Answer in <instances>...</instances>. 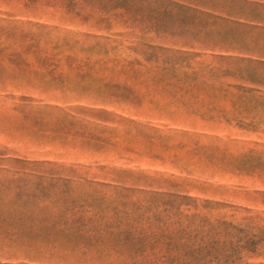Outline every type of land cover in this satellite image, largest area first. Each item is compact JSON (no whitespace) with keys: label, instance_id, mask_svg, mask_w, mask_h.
I'll return each instance as SVG.
<instances>
[{"label":"rangeland","instance_id":"374dc122","mask_svg":"<svg viewBox=\"0 0 264 264\" xmlns=\"http://www.w3.org/2000/svg\"><path fill=\"white\" fill-rule=\"evenodd\" d=\"M63 165L82 179L0 172V264L153 261L166 235L264 264V0H0V169Z\"/></svg>","mask_w":264,"mask_h":264},{"label":"trees","instance_id":"16d2710c","mask_svg":"<svg viewBox=\"0 0 264 264\" xmlns=\"http://www.w3.org/2000/svg\"><path fill=\"white\" fill-rule=\"evenodd\" d=\"M35 170V169H34ZM37 170V169H36ZM52 170H65L70 172L77 171L76 168L70 166L67 167L63 165L62 168H55ZM82 179V177H79ZM110 183H114L115 187L122 189L125 192H143L148 194L150 197V203L155 200L154 205L160 203L162 201L163 205L167 204V201H171V204L178 205L177 208L183 204V199L192 200L193 197H190L186 194L181 193V191L171 192L166 188H152V189H143L140 186H136V184H125L119 181L118 176H114L111 178ZM101 185H111L106 182H100ZM159 198H161L159 200ZM165 199V201H164ZM196 202V198L194 199ZM209 202V201H206ZM220 204V203H218ZM170 205V204H168ZM189 205V204H186ZM171 207L173 205H170ZM206 207L207 205H203ZM177 242L172 240L171 235L164 236V240L162 241L163 247L160 243V239H156V243L151 245V249H159V253L155 254L156 258L151 259L149 254H146V248H142L139 254H135L133 257L138 259L139 261H135V264H220V262L224 261V264L228 260L227 257L221 256L218 253L220 248L226 247L230 244V241L216 238V237H203V238H193L191 240H187L183 237L179 238ZM147 247V245H146ZM162 251V253H161ZM175 252V253H174Z\"/></svg>","mask_w":264,"mask_h":264},{"label":"crops","instance_id":"0c3cea01","mask_svg":"<svg viewBox=\"0 0 264 264\" xmlns=\"http://www.w3.org/2000/svg\"><path fill=\"white\" fill-rule=\"evenodd\" d=\"M0 172L3 173H11L14 174V176H22V177H33L35 180H26L22 179L15 182L14 187H29L33 186L35 184L37 185H44V186H53L57 182H70L74 178H79L82 176H76L75 174H72L70 171L65 170H40V169H16V170H7V169H0ZM35 181H37L35 183ZM56 182V183H55ZM34 183V184H33ZM1 184V183H0ZM2 184H7L6 182Z\"/></svg>","mask_w":264,"mask_h":264}]
</instances>
